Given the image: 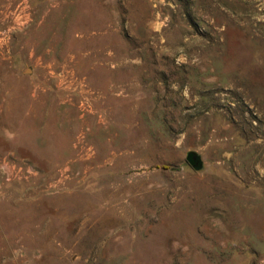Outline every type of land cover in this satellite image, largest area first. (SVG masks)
Segmentation results:
<instances>
[{
  "label": "rangeland",
  "instance_id": "1",
  "mask_svg": "<svg viewBox=\"0 0 264 264\" xmlns=\"http://www.w3.org/2000/svg\"><path fill=\"white\" fill-rule=\"evenodd\" d=\"M0 264H264V0H0Z\"/></svg>",
  "mask_w": 264,
  "mask_h": 264
},
{
  "label": "water",
  "instance_id": "2",
  "mask_svg": "<svg viewBox=\"0 0 264 264\" xmlns=\"http://www.w3.org/2000/svg\"><path fill=\"white\" fill-rule=\"evenodd\" d=\"M186 160L195 169H200L202 167V159L196 151L193 150L188 151L186 154Z\"/></svg>",
  "mask_w": 264,
  "mask_h": 264
}]
</instances>
